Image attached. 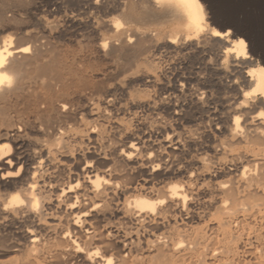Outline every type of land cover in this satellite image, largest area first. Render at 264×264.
Here are the masks:
<instances>
[{"label":"bare ground","instance_id":"6f19581e","mask_svg":"<svg viewBox=\"0 0 264 264\" xmlns=\"http://www.w3.org/2000/svg\"><path fill=\"white\" fill-rule=\"evenodd\" d=\"M55 1L86 21L0 2V176L20 173L0 181V264H264V67L237 91L242 38L207 37L199 0ZM200 35L235 91L213 106L151 54Z\"/></svg>","mask_w":264,"mask_h":264},{"label":"rangeland","instance_id":"374dc122","mask_svg":"<svg viewBox=\"0 0 264 264\" xmlns=\"http://www.w3.org/2000/svg\"><path fill=\"white\" fill-rule=\"evenodd\" d=\"M4 1L0 0V2H4ZM19 1H21V5L27 6V4H29L28 7H31V5L33 6L37 3L36 5L41 6L42 8H45L48 10L56 11V9H59L60 13L54 14L55 17H53V18L57 21L60 20L59 21L60 23L64 22L65 24L64 23L63 24L66 26H64L63 28L68 29L67 30L68 32L70 31V29L73 30L74 28H72L70 26L67 27V22L65 21L66 15H67V19H72V20L76 21L77 23L78 22H84V20L86 21V19H87L86 17H85L86 19L83 17H81L82 19H80L79 16H75V15H72L73 18L69 17V16H71V13L66 12L64 14V12H63V10L68 8V4L64 3V2L55 3L56 2L55 0H47L46 2L44 0H40V1L39 0H24V1L23 0H14L13 3L11 2V0H7V2H4V3L5 4H10V3L18 4L19 3L20 4ZM26 1H27V4H26ZM29 1L30 2L33 1V2L28 3ZM199 1H200L201 6H202L203 12L205 14L204 20L206 22L204 21L205 22L204 24L206 26L204 27L203 33H205V35H207V37L213 28H214V30L219 31L220 28L222 27V28H224V30L228 29L230 32H232L233 35L235 33L237 36H239L245 40L246 52H247V55L252 60L253 65L249 66V65H244V64H240V65L238 64L237 66H235L236 70L238 68L239 69L237 70L238 75L236 76V78L233 79V81L235 83L234 85H236V87H237V91H239L240 89H246V88H243V86L240 88L241 78L239 79V76H241V75L245 76V74L246 75L249 74V70L251 68H253L255 64H258V65H261L264 67V0H199ZM53 3H55V4H53ZM49 7H50V9H49ZM56 17L58 19H56ZM79 19H80V21H79ZM69 27H70V29H69ZM210 27H211V29H210ZM206 30H209V32L207 33ZM7 32H8V34H7ZM9 32L10 31H6L5 33L3 32L2 33V35H4L3 38L7 37V35H9ZM67 37L69 38L70 36L67 35L65 38H67ZM201 37L202 36L200 35V37L197 36V37L192 38L191 40L190 39H188V40L183 39L182 41L183 42L185 41L184 42L185 46H182L183 44L180 45L179 44L180 42H178V41L176 42L175 40H170L169 42L171 44L168 43V41H166V42L164 41V42L160 43L158 47L151 49V51L153 52V53L151 52V54L154 56H158V57L161 55L159 58H161V61H162L161 67L164 71L162 74L163 77L168 76L169 72H172L173 70L174 71L179 70L178 72H182L180 70H183L182 75H184L187 78L190 76L189 78L191 80L192 85H194V83L196 82L194 86H201L200 83H202V81H203V84L209 85V86H207V89L209 87H212V90L214 89L215 92L210 90L211 88H209L208 91L210 92L209 95L211 96V98H210L211 102L213 103V101L216 100L213 104H211V106H213L214 104H218V102L222 101L224 98H227L230 96L232 97L233 92L235 93V91L232 90L233 91L232 92L231 89L227 88V89H229V91L232 92V94H230L231 92H229L226 88H222V86H220L218 83L219 77L216 74L217 68L215 66H211L209 64H206V62H205L207 57H209L211 55L210 53L221 52L223 50V47L221 48V46L217 42H216L217 44L213 43V42H215V41H213V39H209V41L206 40L207 42L205 44L204 43V37L203 38H201ZM232 38L233 37H228L229 40H231ZM200 39L202 41H200V43H199L198 40H200ZM175 42H176V44H175ZM209 45H210V47H209ZM188 46H190V47H188ZM182 47H184V48H182ZM204 47L208 48L210 53L208 51H205ZM170 48H171V50H170ZM173 50L176 51L178 54L176 52H174ZM169 55L171 57H173L174 60ZM175 55H177V56H175ZM174 56L177 57L176 59H179V60L176 61ZM167 57H169V58H167ZM202 57H203V59H202ZM199 60H200V62H199ZM168 61H170V62H168ZM178 61L181 63H179ZM173 64H174V66H173ZM181 64H182V66H181ZM175 65H177L178 68ZM205 65H206V67H205ZM227 66H228V64H227ZM230 66H231V63H229V67H228L229 69H230ZM163 67H165L166 69ZM197 67H199V68H197ZM195 69L196 70L198 69V71H200V72L196 71ZM192 70L193 71L195 70L194 73H192L193 72ZM207 70H209V71H207ZM214 70H216V72ZM205 71H207V72H205ZM186 72H187V76H186ZM189 72H190V74H189ZM197 74H198V76H196ZM194 75L196 77H194ZM193 77H194V79H193ZM197 78H199V79H197ZM204 80H207V82ZM215 80H217V81H215ZM213 82H216V85ZM222 82L226 83V81L223 78H222ZM216 93H217V95L220 94L221 96H219V97L217 96L218 97L217 98ZM228 95H230V96H228ZM212 96H213V98H212ZM190 106H189V104L186 103V105H185L186 108H184L185 109L184 114L189 119L192 118V115L194 116L193 118H195L196 114H197V117L195 119H198L200 116L205 115L204 114L205 112H200V114H199V112L197 110H194V109L191 110L192 107L190 108ZM193 111H194V113H193ZM206 127L207 126H205V128ZM131 130L132 131L135 130V127H130V131ZM205 130L209 131L210 129H208V127H207Z\"/></svg>","mask_w":264,"mask_h":264},{"label":"snow or ice","instance_id":"6c2138e0","mask_svg":"<svg viewBox=\"0 0 264 264\" xmlns=\"http://www.w3.org/2000/svg\"><path fill=\"white\" fill-rule=\"evenodd\" d=\"M213 36L215 37H218L220 38L221 41L224 40L225 37H233V34L232 32H225L224 31V28H220L219 31H214L212 33ZM239 46L241 47V49L243 50V48L245 47V40L244 39H241L239 41ZM27 51V49H26ZM3 81H9L10 82V78L7 77V76H4V77H0V83H2ZM261 116H264V112L261 113ZM6 147V146H5ZM159 167V166H158ZM20 173L16 172L15 170L13 171H10V172H7L5 175L3 176H0V181H7L9 180L10 178L14 177V176H19ZM12 200L13 201H16V200H19V195H15L12 197ZM22 203V201H21ZM162 203V202H161Z\"/></svg>","mask_w":264,"mask_h":264}]
</instances>
